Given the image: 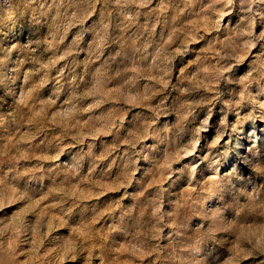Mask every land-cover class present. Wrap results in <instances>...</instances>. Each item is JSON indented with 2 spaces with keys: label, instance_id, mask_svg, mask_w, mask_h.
I'll list each match as a JSON object with an SVG mask.
<instances>
[{
  "label": "clouds",
  "instance_id": "1",
  "mask_svg": "<svg viewBox=\"0 0 264 264\" xmlns=\"http://www.w3.org/2000/svg\"><path fill=\"white\" fill-rule=\"evenodd\" d=\"M0 264H264V0H0Z\"/></svg>",
  "mask_w": 264,
  "mask_h": 264
}]
</instances>
